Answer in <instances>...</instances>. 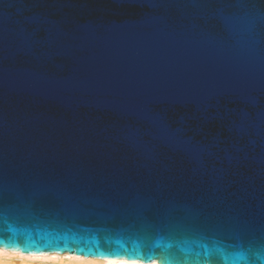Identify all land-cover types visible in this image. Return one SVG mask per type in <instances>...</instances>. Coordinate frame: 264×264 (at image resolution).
I'll list each match as a JSON object with an SVG mask.
<instances>
[{
	"label": "water",
	"instance_id": "water-1",
	"mask_svg": "<svg viewBox=\"0 0 264 264\" xmlns=\"http://www.w3.org/2000/svg\"><path fill=\"white\" fill-rule=\"evenodd\" d=\"M0 241L264 264V0H0Z\"/></svg>",
	"mask_w": 264,
	"mask_h": 264
},
{
	"label": "bare ground",
	"instance_id": "bare-ground-1",
	"mask_svg": "<svg viewBox=\"0 0 264 264\" xmlns=\"http://www.w3.org/2000/svg\"><path fill=\"white\" fill-rule=\"evenodd\" d=\"M0 264H158L126 259H100L69 253L27 254L0 248Z\"/></svg>",
	"mask_w": 264,
	"mask_h": 264
},
{
	"label": "snow or ice",
	"instance_id": "snow-or-ice-1",
	"mask_svg": "<svg viewBox=\"0 0 264 264\" xmlns=\"http://www.w3.org/2000/svg\"><path fill=\"white\" fill-rule=\"evenodd\" d=\"M0 242H2V241H0ZM89 251H91V249H89ZM100 255H102V256H110V255H113V254L112 253H100ZM115 255H120V253H115Z\"/></svg>",
	"mask_w": 264,
	"mask_h": 264
}]
</instances>
